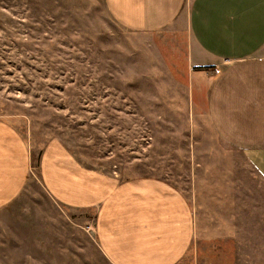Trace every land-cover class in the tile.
<instances>
[{
    "label": "rangeland",
    "instance_id": "rangeland-1",
    "mask_svg": "<svg viewBox=\"0 0 264 264\" xmlns=\"http://www.w3.org/2000/svg\"><path fill=\"white\" fill-rule=\"evenodd\" d=\"M190 76L182 33L123 28L102 0H0V120L25 137L31 168L0 208V264H111L94 209L57 202L39 179L52 141L119 180L155 176L190 194L196 178H215L216 206L227 207L231 188L249 238L221 239L231 262L210 264H264V180L213 128L206 80Z\"/></svg>",
    "mask_w": 264,
    "mask_h": 264
},
{
    "label": "crops",
    "instance_id": "crops-1",
    "mask_svg": "<svg viewBox=\"0 0 264 264\" xmlns=\"http://www.w3.org/2000/svg\"><path fill=\"white\" fill-rule=\"evenodd\" d=\"M102 1L123 28L182 33L191 79L206 80L202 102L213 128L264 180V0ZM30 170L25 137L0 120V208L27 186ZM38 171L57 202L94 209L95 239L111 264L228 263L221 239L231 235L238 244L249 238L241 232L247 229L239 208L231 213V188L227 207L216 206L215 178L199 176L190 194L155 176L119 180L77 164L56 141L43 150ZM204 179L213 185L205 187Z\"/></svg>",
    "mask_w": 264,
    "mask_h": 264
}]
</instances>
